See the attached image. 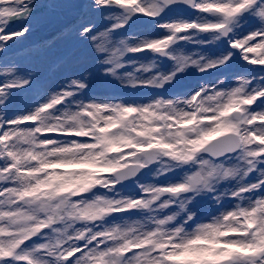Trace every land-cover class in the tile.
Instances as JSON below:
<instances>
[{
    "label": "snow or ice",
    "instance_id": "snow-or-ice-1",
    "mask_svg": "<svg viewBox=\"0 0 264 264\" xmlns=\"http://www.w3.org/2000/svg\"><path fill=\"white\" fill-rule=\"evenodd\" d=\"M0 264H264V0H0Z\"/></svg>",
    "mask_w": 264,
    "mask_h": 264
},
{
    "label": "rangeland",
    "instance_id": "rangeland-1",
    "mask_svg": "<svg viewBox=\"0 0 264 264\" xmlns=\"http://www.w3.org/2000/svg\"><path fill=\"white\" fill-rule=\"evenodd\" d=\"M33 36H36L35 39H32ZM32 37H30V40L29 42H34V41H41L43 40L44 38L41 37V32H37L33 35ZM196 78V77H195ZM194 79V78H193ZM150 94L146 95V96H143V98H147Z\"/></svg>",
    "mask_w": 264,
    "mask_h": 264
}]
</instances>
